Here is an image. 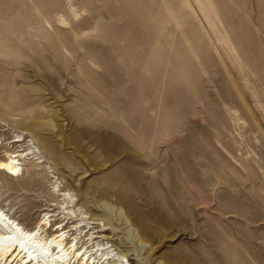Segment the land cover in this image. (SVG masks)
I'll return each instance as SVG.
<instances>
[{
  "label": "rangeland",
  "instance_id": "1",
  "mask_svg": "<svg viewBox=\"0 0 264 264\" xmlns=\"http://www.w3.org/2000/svg\"><path fill=\"white\" fill-rule=\"evenodd\" d=\"M197 1L0 0V158L34 153L0 206L24 228L70 191L129 264H264V0Z\"/></svg>",
  "mask_w": 264,
  "mask_h": 264
},
{
  "label": "bare ground",
  "instance_id": "2",
  "mask_svg": "<svg viewBox=\"0 0 264 264\" xmlns=\"http://www.w3.org/2000/svg\"><path fill=\"white\" fill-rule=\"evenodd\" d=\"M186 1L189 2V0ZM195 2L198 1L195 0ZM199 8L201 12L204 11L200 4ZM190 9L195 14L193 6ZM74 15L76 17V14ZM205 16L207 17V15ZM59 22L62 25H68L63 18H60ZM22 141L16 137L6 144L8 145L7 149L1 151L3 155L0 158V175L10 179L24 177L22 162L27 156L34 153L30 150H27L26 153L16 149L10 150L13 147L10 146L11 144L15 145ZM2 144L0 143V149L3 148ZM43 163L44 161L40 160L38 164ZM38 164L36 163L35 166H39ZM34 169L36 172L41 170L37 167ZM28 178L31 186H34L35 176L29 174ZM56 191L60 192L59 189ZM60 196L63 197L60 205L61 208L63 207V211L55 214L56 211L51 209L52 205H45L44 208L47 212H44L45 214L38 221L36 220L33 228H24L19 221L0 206V264H129L128 253L120 250L114 254L111 251L113 245H109L108 242L111 241V237L102 236L98 231H95L96 227L91 226L97 221L93 215L88 216L87 211L84 212V215L79 213L81 217L76 223L71 220L72 217L69 218L70 208L76 206L70 191H62ZM97 210L101 213L106 211L113 213V209L107 205L100 206ZM155 212L160 213L158 210L154 211V214H156ZM118 214L120 217L122 216V209H118ZM78 215L74 218L79 217ZM123 219L126 220V223L128 222L127 217H123ZM86 220L91 223H86ZM153 220L162 225L167 221L163 214L154 216ZM53 221L54 223H52ZM105 223L106 226L110 224L108 221ZM105 229L107 230V228ZM48 231H51V234ZM104 241L107 242L104 243ZM138 241L142 246L147 244L140 240V237ZM15 245L18 246L17 249H14ZM149 248H152L151 245ZM12 250L14 252L10 254Z\"/></svg>",
  "mask_w": 264,
  "mask_h": 264
}]
</instances>
